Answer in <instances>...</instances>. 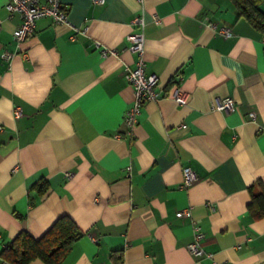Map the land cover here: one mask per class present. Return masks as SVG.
Here are the masks:
<instances>
[{
	"label": "crops",
	"instance_id": "crops-1",
	"mask_svg": "<svg viewBox=\"0 0 264 264\" xmlns=\"http://www.w3.org/2000/svg\"><path fill=\"white\" fill-rule=\"evenodd\" d=\"M60 1L68 23L39 19L16 42L21 17L0 0V264L21 232L39 239L65 215L84 235L61 264H264V217L249 210L264 184V35L229 0ZM138 32L160 97L128 135ZM224 97L235 111L214 107ZM186 167L198 179L182 188ZM194 221L202 256L187 249Z\"/></svg>",
	"mask_w": 264,
	"mask_h": 264
},
{
	"label": "built area",
	"instance_id": "built-area-1",
	"mask_svg": "<svg viewBox=\"0 0 264 264\" xmlns=\"http://www.w3.org/2000/svg\"><path fill=\"white\" fill-rule=\"evenodd\" d=\"M97 4H103L104 0H93ZM6 8L10 14L19 13L21 17V23L13 32V38L16 42H21L31 37L35 30L37 21L42 18H50L55 23H68L69 19L67 12L64 9L60 0H46L42 3L40 0H7ZM136 22L141 26L142 20L136 19ZM208 25L217 30L224 37H232L233 31L230 27L222 26L218 27L215 23L209 22ZM87 29V28H86ZM131 52L137 55L138 60L136 67L133 69H127L125 73V79L134 89L135 100L132 106L126 111L124 117V123L128 128L127 134L131 135L135 125L138 123V117L141 113L142 106L147 101H154L160 97L158 92V77L156 75H147L145 73V38L142 32L133 33L129 36ZM99 45V43H98ZM103 57L108 55H116L117 51L109 48H103L101 50ZM181 80V78H180ZM172 98L179 104H186L187 99L185 93L181 89L180 84H176ZM214 107L221 111L232 112L236 110L237 101L232 97H224L219 99ZM23 116L21 108L15 109V117L20 118ZM251 118L255 119L256 113H250ZM186 127V125H183ZM184 181L181 185L182 188L191 186L198 177L195 171L186 167L183 170ZM70 175V174H69ZM214 207V205H211ZM189 214V210L180 211L179 216ZM204 231L198 221L193 222V240L187 246L188 251L194 256H202L205 254L203 247L204 243ZM3 264H9L4 262Z\"/></svg>",
	"mask_w": 264,
	"mask_h": 264
},
{
	"label": "trees",
	"instance_id": "trees-1",
	"mask_svg": "<svg viewBox=\"0 0 264 264\" xmlns=\"http://www.w3.org/2000/svg\"><path fill=\"white\" fill-rule=\"evenodd\" d=\"M239 18L245 19L264 35V0H229ZM40 194L48 190V183L35 186ZM249 210L256 218L264 217V184L260 181L250 188ZM83 231L69 217L62 216L39 239L21 232L1 253L10 264H29L41 259L45 264H61L73 245L83 237Z\"/></svg>",
	"mask_w": 264,
	"mask_h": 264
}]
</instances>
